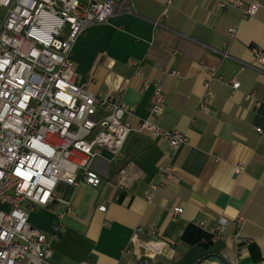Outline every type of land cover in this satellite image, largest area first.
Here are the masks:
<instances>
[{"label": "crops", "instance_id": "1", "mask_svg": "<svg viewBox=\"0 0 264 264\" xmlns=\"http://www.w3.org/2000/svg\"><path fill=\"white\" fill-rule=\"evenodd\" d=\"M217 1L231 0H171L166 14L167 0H125L131 11L91 25L74 43L80 84L132 106L126 118L133 127L148 116L151 97L137 67L146 78H160L165 107L154 121L181 131L187 142L171 149L166 140L132 131L121 157L103 151L94 161L99 186L58 183L61 201L28 211L30 226L50 235L62 202L71 205L51 242L50 264H135L121 259V250L135 229L150 226L165 242L154 256L159 264H194L206 254L264 264V67L252 52L264 49V0L248 18L241 8H220ZM240 1L245 6L250 0ZM228 29L235 30L232 36ZM210 73L213 94L198 110ZM230 79L240 83L238 89ZM167 154L173 176L148 203L145 192ZM236 163L245 168L233 176ZM176 207L181 214L172 213ZM221 218L229 221L225 235L214 237L209 230ZM237 231L241 243L231 239Z\"/></svg>", "mask_w": 264, "mask_h": 264}, {"label": "built area", "instance_id": "2", "mask_svg": "<svg viewBox=\"0 0 264 264\" xmlns=\"http://www.w3.org/2000/svg\"><path fill=\"white\" fill-rule=\"evenodd\" d=\"M124 1L0 0V264H50L51 242L58 237L61 220L71 205L62 202L64 210L56 215L50 235L30 226L28 211L61 201L56 191L60 182L99 186L101 176L94 161L103 151L112 159L121 157L132 131H146L166 140L171 149L187 142L181 131L161 128L154 121L165 107L160 78H146L139 67L136 69L143 87L151 88L148 116L140 119L137 127L126 118L132 114V106L92 93L79 82L72 60L74 43L91 25L131 11ZM170 4L167 0L164 14ZM216 6L241 8L242 17L248 18L256 15L260 3L250 0L242 6L240 0H231L217 1ZM234 31L228 29V34L232 36ZM252 52L255 63L264 67V49L252 47ZM213 77L210 73L204 82L198 110L206 109L213 94ZM229 84L233 90L240 86L236 79H230ZM244 168L243 163H236L231 174L237 176ZM172 176L167 154L165 162L157 166L145 200L151 203ZM118 185L124 184L119 181ZM105 209V205L98 206L99 211ZM181 212L180 207L172 209L173 214ZM235 222L239 228L243 219ZM228 223L225 218L218 219L209 230L211 235L224 237ZM231 239L243 241L238 231ZM164 246L155 227L135 229L121 250V259L159 264L154 256Z\"/></svg>", "mask_w": 264, "mask_h": 264}, {"label": "trees", "instance_id": "3", "mask_svg": "<svg viewBox=\"0 0 264 264\" xmlns=\"http://www.w3.org/2000/svg\"><path fill=\"white\" fill-rule=\"evenodd\" d=\"M205 260H213V261H218L221 264H235L229 262L227 259L223 258L222 256L219 255H212V254H206L203 255L200 259H198L194 264H201Z\"/></svg>", "mask_w": 264, "mask_h": 264}]
</instances>
